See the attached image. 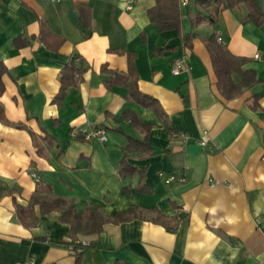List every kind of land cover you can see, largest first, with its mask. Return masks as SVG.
Here are the masks:
<instances>
[{"label":"crops","instance_id":"crops-1","mask_svg":"<svg viewBox=\"0 0 264 264\" xmlns=\"http://www.w3.org/2000/svg\"><path fill=\"white\" fill-rule=\"evenodd\" d=\"M157 1L0 0L11 122L0 120V264H264V21L244 3L214 16L215 0H189L180 29L162 30L149 16ZM209 43L256 79L223 93ZM178 57L187 67L174 74ZM72 58L82 80L54 100ZM170 173L187 180L167 183ZM42 183L81 213L137 216L79 233L77 255L58 211L18 219L16 201Z\"/></svg>","mask_w":264,"mask_h":264},{"label":"trees","instance_id":"trees-1","mask_svg":"<svg viewBox=\"0 0 264 264\" xmlns=\"http://www.w3.org/2000/svg\"><path fill=\"white\" fill-rule=\"evenodd\" d=\"M215 8L213 15L222 9L233 8L241 3H244L248 7V17L254 22L261 24L264 21V13L260 7L259 0H215ZM183 11L181 9V0H158L157 4L149 10V16L153 22L157 23L160 29H180L182 22ZM213 18L215 19V17ZM204 17L198 16L196 22H200ZM46 30L43 28L42 35ZM190 36L185 39L188 41ZM210 40H214L212 37ZM18 46L24 44V42L16 41ZM210 50L212 51L214 64L219 77V87L223 93L228 96H232L238 92H241L242 88L251 84L256 78L253 70L242 71L241 62L242 59L234 57L226 47L222 45H217L214 47L211 43L208 44ZM239 60L238 66L236 61ZM131 64V63H130ZM129 75L131 79L136 83L135 69L131 64ZM86 68L82 65H78L75 58L71 59L70 63L61 71V89L59 94L54 98V100L61 99V97L66 93L68 87H75L82 80L83 73ZM241 72L242 79L239 83H236L232 77L233 72ZM8 72L7 67L0 63V94L5 90V85L3 81V75ZM136 92L139 91L135 89ZM0 120L11 123L4 114V110L0 105ZM17 127L25 128L26 126L21 123H13ZM34 135L33 131H31ZM131 145V144H130ZM128 145L127 148L130 147ZM146 151V150H145ZM149 151V150H148ZM147 152V151H146ZM150 152V151H149ZM125 160L122 161V169H125ZM134 170V169H133ZM132 171V169H131ZM16 214L18 219L26 226H31L38 222L39 217L36 213L35 207L38 205L40 211L43 214L51 213L53 211H58L60 213L59 218L70 225L71 227V244L73 249L76 251L77 255H80L81 251L84 249L85 245L83 242H76V238L79 233L84 234H97L103 229V225L106 222L119 223L122 221L130 220L137 216V207H132L128 211L119 212L115 215L108 217L98 211L97 209H91L88 213H81L76 209L74 203L69 200L53 195V187L49 183H42L41 186L32 195L27 205L20 204L16 201ZM160 218L164 217L160 216ZM169 228V227H168Z\"/></svg>","mask_w":264,"mask_h":264},{"label":"built area","instance_id":"built-area-1","mask_svg":"<svg viewBox=\"0 0 264 264\" xmlns=\"http://www.w3.org/2000/svg\"><path fill=\"white\" fill-rule=\"evenodd\" d=\"M54 2H59L61 0H51ZM189 2V0H181V3L183 5H187ZM131 4V3H130ZM219 39L221 40L222 38L219 37ZM255 57H259V54H256ZM187 67V61L185 59V57H178L174 60L173 64H172V72L174 74H179L181 71H183L185 68ZM96 135H98L99 139L101 141H105L106 139V132L104 129L99 128L96 130ZM199 144L205 147H210V144L208 142V140L205 137H201L199 140ZM36 179L38 180V177H36ZM187 180V178L184 175H179L176 173H170L166 176L165 181L167 183H173V182H185ZM79 242V241H77Z\"/></svg>","mask_w":264,"mask_h":264},{"label":"water","instance_id":"water-1","mask_svg":"<svg viewBox=\"0 0 264 264\" xmlns=\"http://www.w3.org/2000/svg\"><path fill=\"white\" fill-rule=\"evenodd\" d=\"M188 148L189 150L196 152L200 149V145L197 143H193V144H190Z\"/></svg>","mask_w":264,"mask_h":264}]
</instances>
